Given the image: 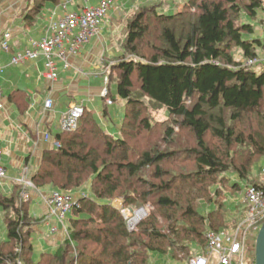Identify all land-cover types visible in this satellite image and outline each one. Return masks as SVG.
Masks as SVG:
<instances>
[{"label": "trees", "instance_id": "trees-1", "mask_svg": "<svg viewBox=\"0 0 264 264\" xmlns=\"http://www.w3.org/2000/svg\"><path fill=\"white\" fill-rule=\"evenodd\" d=\"M160 4L144 5L128 20L110 69L109 96L115 100V81L125 102L119 134L85 110L75 131L55 135L60 146L44 152L32 175L38 188L80 191L69 237L35 260V219L16 184L0 194V264H149L152 254L181 260L206 246L208 231L240 220L230 221L232 203L220 181L232 192L258 181L264 61L245 65L233 50L249 60L264 54L255 25H262L264 0H186L175 13L159 12ZM149 105L164 107L168 121L152 123ZM116 198L133 211L153 209L129 230Z\"/></svg>", "mask_w": 264, "mask_h": 264}, {"label": "crops", "instance_id": "crops-1", "mask_svg": "<svg viewBox=\"0 0 264 264\" xmlns=\"http://www.w3.org/2000/svg\"><path fill=\"white\" fill-rule=\"evenodd\" d=\"M99 1L0 0V40L6 31L11 33L9 50H3L0 44V89L3 93V107L0 108V162L7 172V177L0 180V194L10 195L22 177L31 180L44 152L57 147L55 135L62 132L60 120L70 106L83 103L107 131L114 136L119 134L125 111L124 100L119 98L123 107H116L115 100L112 105H107L101 92L106 86L109 88V82H105L107 65H113L120 54L117 47L127 34L128 20L144 5L164 1L169 9L173 7L176 12L184 7L177 0H113L100 33L83 45L76 57H71V68L64 69L62 63L57 62L59 75L54 81L43 76V56L19 64L12 63L13 56L33 48V40L52 33L51 21H56L66 12L98 5ZM260 34L264 35L262 29ZM48 97L54 100V107L49 110L44 105ZM101 99L103 109L98 105ZM46 133L50 134V139L45 138ZM34 188L29 191L31 199L28 212L35 219L31 242L34 245L38 239L40 243L36 258L33 253V258L37 260L43 252L55 251L67 237L60 225L58 231H53L56 222L54 217H50L49 204L43 198L52 189ZM235 217L237 219L238 215ZM5 237L6 232L0 241ZM203 251L204 247L198 248L194 255ZM160 257L167 264H188L190 259L171 260L157 254L158 260L162 261Z\"/></svg>", "mask_w": 264, "mask_h": 264}, {"label": "built area", "instance_id": "built-area-1", "mask_svg": "<svg viewBox=\"0 0 264 264\" xmlns=\"http://www.w3.org/2000/svg\"><path fill=\"white\" fill-rule=\"evenodd\" d=\"M113 2V0H100L98 5L86 6L79 11L66 12L56 21H51L52 33L39 40H33V48L13 56L12 63L19 64L27 59L43 56L45 59L43 76L50 81L56 80L59 75L57 62L60 61L64 69L71 68V57H76L83 45L100 33ZM262 27L264 31V18ZM10 38L11 33L9 31H6L1 37L0 44L5 51L10 48ZM257 61V59L250 60L249 64H256ZM111 67L112 64L108 65L106 69V83L109 82ZM101 96L105 99L107 105L113 104L114 101L109 96L108 86L102 90ZM2 98L3 93L0 89V108L3 107ZM44 105L47 110L52 109L54 107L53 98L48 97ZM85 110L83 103L70 106L62 114L60 120L61 131H75ZM45 138L50 139V134L46 133ZM56 145L57 147L60 146L59 143H56ZM6 177V168L0 162V180H4ZM19 183L35 187L34 183L26 176L19 179ZM24 195L30 197L29 192L26 190L22 193V196ZM43 198L49 204L50 217H54L56 222L53 231H58V225H60L66 237H69L67 221L78 202L77 199L70 192H63L59 189L51 190L43 195ZM243 203L246 206V215L229 230L208 231L204 251L190 257L188 264H255L253 253H255L256 238L264 223V163L260 168L258 181L245 186ZM119 209L128 220L129 230H134L142 220L141 217L138 222H135L134 216L141 211H136L132 215L133 211L127 207L125 208L122 203ZM17 264L22 263L18 262Z\"/></svg>", "mask_w": 264, "mask_h": 264}, {"label": "rangeland", "instance_id": "rangeland-1", "mask_svg": "<svg viewBox=\"0 0 264 264\" xmlns=\"http://www.w3.org/2000/svg\"><path fill=\"white\" fill-rule=\"evenodd\" d=\"M176 1V0H175ZM176 2H181L183 5L186 3V0H177ZM168 7H167V3L166 2H162L161 4H160V6H159V8H158V11L159 12H164V13H175L177 10L175 9V8H173L172 7V9H167ZM249 18H242L241 19V21H249L248 20ZM258 22H260V20L258 19V20H256V24L255 25H257V27L260 29V31H261V29L263 30V27L261 28V27H259V25L258 24H261V23H258ZM120 51V52H119ZM121 51H122V47H121V44H119L118 45V47H117V52H118V54L119 53H121ZM233 54H234V57L237 59V60H240V61H242V62H244L245 63V65H250L249 63V59H245L244 58V56H243V54H242V51L240 50V49H238V48H235L234 50H233ZM257 63H259V62H263L264 61V54H262V52H261V56H259L258 58H257ZM256 63V64H257ZM256 64H252V65H256ZM108 66V65H107ZM114 77H116V74H114ZM110 87H111V90H112V96H113V98L115 99V106L116 107H123V105H122V102L119 100V97H118V95H117V82H115V81H113L112 83H111V85H110ZM125 103V102H124ZM98 105H100L101 106V108L103 109L104 108V104H103V101H102V99L100 100V103L98 104ZM149 113H150V116H151V120H152V123H154L155 125L156 124H158V123H161V122H166V121H168V119H169V115H168V113L166 112V109L164 108V107H160V108H155V107H152L151 105H149ZM264 163V158L260 161V165L258 166V167H256L255 168V170H254V175L256 176L259 172H260V167L262 166V164ZM254 175L252 174V176L254 177ZM259 175V174H258ZM220 183H221V186L220 187H222L223 189H225V192H226V196H227V198H228V200H229V202H231L232 204V211H233V213L231 214V222L233 223V222H235L234 221V218L236 219V215H238V218H242V217H244L245 215H246V206H245V204L243 203V197H244V190H245V184L244 183H242L241 182V190L240 191H237V192H232L233 191V189H232V191H231V189L230 188H225L224 186L227 184V182L226 181H224V179H222V181H220ZM19 184H21L22 185V187H23V189L24 190H26L27 192H29L30 190H31V188L32 187H29L27 184H24V183H19ZM33 189H35L34 187H33ZM76 191H78V190H76ZM76 191H72V192H70L71 194H73L74 196H75V192ZM224 193V192H223ZM23 197V200L24 201H28V200H30L31 198L28 196V195H24V196H22ZM29 198V199H28ZM221 199H223V197H222V194H221V197H220ZM113 205L115 206V207H117L118 209H119V206H120V204L122 203V200L120 199V198H116V199H114L113 200ZM234 206H236L235 208H234ZM126 208V207H125ZM128 208V207H127ZM144 210H145V213H144V215L142 216V219H144L147 215H148V213L153 209V207L152 206H149V205H147L146 207H142ZM209 208V207H208ZM211 208V207H210ZM130 209V208H129ZM139 209H141V207L140 208H138V209H136L135 211H133L132 212V215H134L135 214V212L136 211H138ZM120 210V209H119ZM234 212H237V214L236 213H234ZM122 213V212H121ZM131 216V215H130ZM5 232H6V225H5V222H4V218H3V208L0 206V240L4 237V235H5ZM38 240V239H37ZM35 241L34 242V245H33V247H34V251H33V253H34V258H36V255L38 254V252H39V245H40V243H39V241ZM205 247V246H204ZM254 252H255V250H254ZM193 254L192 255H194L196 252H192ZM192 255H191V257H192ZM253 257H255V253H253ZM159 257V256H158ZM160 259H162V261H160V260H158V258H157V254H152V257L150 258V260H149V264H167L166 263V260L163 258V257H160ZM184 262V261H183ZM181 264H183V263H181Z\"/></svg>", "mask_w": 264, "mask_h": 264}, {"label": "water", "instance_id": "water-1", "mask_svg": "<svg viewBox=\"0 0 264 264\" xmlns=\"http://www.w3.org/2000/svg\"><path fill=\"white\" fill-rule=\"evenodd\" d=\"M138 211H141L143 215L145 213L143 208L139 209ZM255 264H264V223L256 238Z\"/></svg>", "mask_w": 264, "mask_h": 264}, {"label": "bare ground", "instance_id": "bare-ground-1", "mask_svg": "<svg viewBox=\"0 0 264 264\" xmlns=\"http://www.w3.org/2000/svg\"><path fill=\"white\" fill-rule=\"evenodd\" d=\"M142 215H143L142 212H137L136 215L134 216V221L138 222L141 219Z\"/></svg>", "mask_w": 264, "mask_h": 264}]
</instances>
